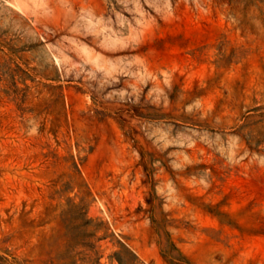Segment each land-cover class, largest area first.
<instances>
[{
	"label": "rangeland",
	"instance_id": "obj_1",
	"mask_svg": "<svg viewBox=\"0 0 264 264\" xmlns=\"http://www.w3.org/2000/svg\"><path fill=\"white\" fill-rule=\"evenodd\" d=\"M264 264V0H0V264Z\"/></svg>",
	"mask_w": 264,
	"mask_h": 264
},
{
	"label": "trees",
	"instance_id": "obj_2",
	"mask_svg": "<svg viewBox=\"0 0 264 264\" xmlns=\"http://www.w3.org/2000/svg\"><path fill=\"white\" fill-rule=\"evenodd\" d=\"M122 246L129 253L131 258L129 260L125 259L122 255V253H120V252L115 253L114 256L111 258L117 259L119 264H137L138 263V257L131 250L126 248L124 245H122ZM100 259H101V257L98 256L95 260V264H100Z\"/></svg>",
	"mask_w": 264,
	"mask_h": 264
}]
</instances>
